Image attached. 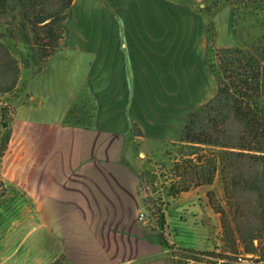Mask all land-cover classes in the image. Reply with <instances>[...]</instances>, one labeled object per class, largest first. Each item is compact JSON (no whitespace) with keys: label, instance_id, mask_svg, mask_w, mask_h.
I'll return each mask as SVG.
<instances>
[{"label":"crops","instance_id":"1","mask_svg":"<svg viewBox=\"0 0 264 264\" xmlns=\"http://www.w3.org/2000/svg\"><path fill=\"white\" fill-rule=\"evenodd\" d=\"M205 2L73 1L61 49L41 73L26 72L13 100L0 160L13 197L0 207L16 215L0 216V264H172L140 219L142 153L179 142L190 115L218 94L207 26L217 49L247 46L234 7L206 16ZM84 97L91 127L66 124Z\"/></svg>","mask_w":264,"mask_h":264},{"label":"trees","instance_id":"2","mask_svg":"<svg viewBox=\"0 0 264 264\" xmlns=\"http://www.w3.org/2000/svg\"><path fill=\"white\" fill-rule=\"evenodd\" d=\"M73 1L0 0V95L16 91L23 69L39 74L55 56ZM224 3L234 7V29L243 38L239 21L264 16V0H206L199 10L210 16ZM260 28L263 34L245 48L217 49L214 28L211 24L207 26L208 60L219 90L213 100L190 115L181 133L179 144L185 153L182 163L175 164L172 176L179 179L188 175L190 185L180 180L166 191L170 199L176 200L193 189L218 181L224 204L218 202L214 191L208 192L207 197L220 216L222 241L230 244L226 254L251 256L264 264V22ZM9 109L13 116L6 126L11 129L16 111L13 106ZM86 111L75 106L66 124L91 127L95 113L88 115ZM132 130L143 136L136 126ZM145 175L141 173L144 204L150 195ZM237 194L255 199L251 204L243 202L235 207ZM153 207L150 211L157 216L159 243L168 251L172 264H179L182 259L197 262V254L216 255L171 244L165 236L166 214L159 206ZM64 262L65 258H60L54 264Z\"/></svg>","mask_w":264,"mask_h":264},{"label":"rangeland","instance_id":"3","mask_svg":"<svg viewBox=\"0 0 264 264\" xmlns=\"http://www.w3.org/2000/svg\"><path fill=\"white\" fill-rule=\"evenodd\" d=\"M263 22L264 16L262 15L258 18L239 21L238 29L245 35L246 43L254 42L260 38L263 34V31L260 28ZM55 56L48 61L44 69ZM28 70L32 71L31 69ZM28 70L23 69L21 71V80L16 89L20 94L24 89L26 83L25 74ZM15 92L12 91L10 94L7 93L0 95V153L2 152V155L7 149L8 141L6 139L10 127H7L6 124H8V121L13 116V112L9 107H14L13 100L16 97L13 99L12 96H15ZM84 98L80 99L79 108L86 107L85 102H89V104H87L91 105L85 110H88V112H86L88 115H91L93 114V111L91 110L93 102L90 98ZM137 153H139V151H136V154ZM182 153L184 154L185 152L182 151L179 142L171 144L162 152L152 154L151 156L142 153V158H144L143 172L146 173L144 177L150 195L147 202H145L146 206L145 213L144 215L142 214L143 218L141 219L142 215L140 216L141 221L147 225L150 232H159L157 227V216L150 211L154 208V205L156 207L159 206L167 217L168 229L165 232V236L171 244H174L178 248L193 250L195 252L216 254L215 256L197 254L196 257L198 261L200 260L199 262L182 259L179 264H261L256 262L255 259L257 258L251 259V256H243V258H240L238 255L226 254V251H229L228 246L230 244L222 241L220 216L212 209L207 197L208 192L214 191L218 202L224 204L223 189L218 181L212 186H201L197 189H193L191 192L182 195L175 201H172V199L167 196L166 189L174 182L178 183L182 182L180 180H184L186 185H190V176H185V179L183 177L176 179V177L172 176L175 164L182 163ZM8 193L10 194L9 190ZM5 197L12 198L13 196L12 194L7 196L6 189L0 185V201ZM254 199L255 198H243L240 194H237L234 198L233 204L235 207L243 202L251 204ZM8 215L14 216L16 213L13 211L9 212L8 208L0 207V216ZM177 254L181 256L182 253L177 252ZM185 255L186 254H184L183 257ZM218 255L225 256L226 259L219 260L220 258ZM177 260H179V258Z\"/></svg>","mask_w":264,"mask_h":264},{"label":"built area","instance_id":"4","mask_svg":"<svg viewBox=\"0 0 264 264\" xmlns=\"http://www.w3.org/2000/svg\"><path fill=\"white\" fill-rule=\"evenodd\" d=\"M143 218V215H142V217H141V219Z\"/></svg>","mask_w":264,"mask_h":264}]
</instances>
